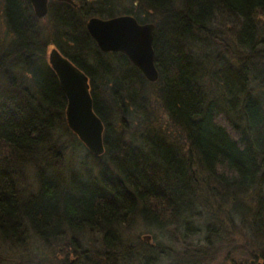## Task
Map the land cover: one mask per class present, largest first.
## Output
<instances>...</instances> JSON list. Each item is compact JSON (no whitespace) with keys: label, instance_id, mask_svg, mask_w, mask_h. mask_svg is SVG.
Segmentation results:
<instances>
[{"label":"trees","instance_id":"obj_1","mask_svg":"<svg viewBox=\"0 0 264 264\" xmlns=\"http://www.w3.org/2000/svg\"><path fill=\"white\" fill-rule=\"evenodd\" d=\"M72 2L48 0L39 20L0 0V243L19 264H242L239 235L243 261L264 264V0ZM119 16L153 25L155 83L86 30ZM49 47L88 78L99 157L66 125ZM72 145L92 161L84 179L62 172ZM140 224L166 245L132 242ZM28 239L61 251L42 262Z\"/></svg>","mask_w":264,"mask_h":264},{"label":"water","instance_id":"obj_2","mask_svg":"<svg viewBox=\"0 0 264 264\" xmlns=\"http://www.w3.org/2000/svg\"><path fill=\"white\" fill-rule=\"evenodd\" d=\"M28 1L36 19H43L47 15L48 0ZM58 1L73 5L72 0ZM86 30L100 52L123 54L149 83L157 81L152 24H139L132 16L105 20L93 17L88 19ZM48 65L66 97L65 122L68 129L90 154L101 156L104 153V127L93 111L87 76L55 48L49 53Z\"/></svg>","mask_w":264,"mask_h":264},{"label":"rangeland","instance_id":"obj_3","mask_svg":"<svg viewBox=\"0 0 264 264\" xmlns=\"http://www.w3.org/2000/svg\"><path fill=\"white\" fill-rule=\"evenodd\" d=\"M0 33H1V35H3L5 33L2 26H0ZM52 49H54V47H49L47 49V55H46L47 62H48L49 53ZM151 109L153 110L154 115L158 118L159 124H161V126L165 125L166 116L162 112L160 105L157 104L156 102H154L151 104ZM85 149L74 150L73 145L69 146V148L67 149L68 154L61 158V161L63 162L62 172H65L67 177L70 178L72 175H80V178L84 179L85 176L83 174V171L87 170L92 165L91 159L90 158L86 159V150ZM30 182H31V179H30ZM128 234H130V235H128V238L131 239L132 242L137 241L139 239V240L143 241L144 243H146L147 245H149V246L152 245L153 247L155 245H159V244H165L166 245V241H168L169 237H170L169 233H167V231L165 234H159V233H156V231H148V230L144 229L141 224L137 225L134 228L133 234H131V231H129ZM232 239L233 240L231 241V246H227V247L232 249L233 256L236 259H241V261H239L240 263L248 264V263H245L243 261V257H244L243 254L246 253V251H245L246 247L244 246V243H245L244 238L239 236V235H236ZM66 240L68 241L67 238H66ZM64 241H65V238H64ZM27 244H30L29 250H31V252L34 254L35 253L38 254V257L41 259L42 262L45 259H48L49 261H53L54 255L56 256L58 254V252L60 253V251H61V250H58L59 248H58L57 244L49 246L48 248H45L43 246V249L39 245L35 246L33 244V242L31 241V239L26 240L25 245H27ZM63 244L61 246H63ZM225 246L226 245L224 244V242L221 241L219 247L224 248ZM25 259H26L25 254H24V252H22L20 247L18 250H15L7 244L0 243V264H19L20 262L24 261ZM56 262L57 261L55 260V262L53 264H56ZM156 264H165V263L162 260V261H159V263L156 262Z\"/></svg>","mask_w":264,"mask_h":264}]
</instances>
